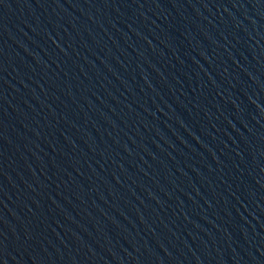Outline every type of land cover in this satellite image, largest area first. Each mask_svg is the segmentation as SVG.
<instances>
[{
    "label": "water",
    "instance_id": "1",
    "mask_svg": "<svg viewBox=\"0 0 264 264\" xmlns=\"http://www.w3.org/2000/svg\"><path fill=\"white\" fill-rule=\"evenodd\" d=\"M0 264H264V0H0Z\"/></svg>",
    "mask_w": 264,
    "mask_h": 264
}]
</instances>
